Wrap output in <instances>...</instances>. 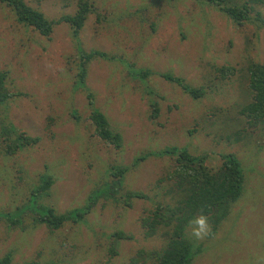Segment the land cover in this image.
<instances>
[{
  "label": "rangeland",
  "instance_id": "obj_1",
  "mask_svg": "<svg viewBox=\"0 0 264 264\" xmlns=\"http://www.w3.org/2000/svg\"><path fill=\"white\" fill-rule=\"evenodd\" d=\"M23 1L48 20L73 15L78 2ZM92 2L99 18L89 15L77 38L61 23L50 39L16 25L0 5V71L13 95L0 119L6 116L15 130L39 139L12 155L0 148V211L23 203L41 174L53 184L39 203L58 214L83 207L110 182L111 166L127 168L122 188L113 198L97 199L83 223H66L54 232L28 218L16 227L1 219L0 258L10 254L15 264H154L147 255L161 250L171 232L146 236L141 221L158 206L174 208L181 201L166 180L171 160L154 153L177 147L207 155L212 168L220 166L221 154H233L245 173L244 191L216 232L196 240L195 225L187 226L185 236L202 246L191 264H264V123L251 127L241 114L250 102L243 71L249 62H264V27L237 26L193 0ZM249 4L251 18L258 13L264 19V4ZM77 47L112 58L87 64L84 88L73 85ZM124 62L152 73L149 90L128 75ZM225 67L235 73L222 79L219 70ZM163 73L205 94L193 98L164 81ZM91 107L120 135L119 148L93 134ZM125 193L141 197L124 206ZM119 232L130 239L117 240Z\"/></svg>",
  "mask_w": 264,
  "mask_h": 264
},
{
  "label": "trees",
  "instance_id": "obj_2",
  "mask_svg": "<svg viewBox=\"0 0 264 264\" xmlns=\"http://www.w3.org/2000/svg\"><path fill=\"white\" fill-rule=\"evenodd\" d=\"M193 1L218 11L237 26L252 23L256 28L264 27V19L261 18L260 14L255 13V18H251L254 10L249 4V2L264 4V0H249V2L243 3L234 2L235 0ZM0 5L9 9L16 25L48 39H50L55 25L66 23L71 29V35L77 38L89 15L95 14L99 18L98 9L92 0H78L73 15H63L55 20H48L43 13L28 6L23 0H0ZM76 49L78 53L76 64L79 72L74 75L73 85L76 88H84L83 82L87 64L95 59L108 58V60H112V58L104 52L85 53L80 47ZM124 65L128 75L138 81L144 90H149L148 80L152 73L146 69H138L130 63L124 62ZM219 73L222 79H226L231 77L235 70L233 68L227 70L225 67L219 70ZM243 75L249 91L250 102L243 108L241 114L247 119L249 126L254 127L264 123V62H249L243 71ZM160 77L164 81L180 86L184 93L193 98H199L205 94L204 90L191 88L185 85L181 78L170 73L160 74ZM5 81V72L0 71V110H4L7 101L13 96L7 91ZM149 94H152V90L149 91ZM87 98L91 103L90 95ZM153 113L156 116V108H153ZM88 120L93 129V134L102 143L116 147V149L119 148L120 135L110 130L107 118L99 109L91 107ZM38 141V138H30L15 130L11 123H8L6 116L0 119V148L7 155H12L19 149L31 147ZM154 156H167L171 160L172 169L167 172L166 180L171 183L170 186L176 192L175 194H179L181 201L174 208L158 206L149 217L142 219L141 225L146 229V236H151L159 230L171 232L165 238V246L155 253H149L147 258L151 259L154 264H191L195 256L200 254L202 246L192 243L185 236L184 232L187 226L190 225V221L195 216L204 214L208 217V223L211 225V234L216 232L218 225L228 216L233 204L237 202L244 191L245 173L242 164L233 154H221L220 166L212 168L206 165L207 155L194 156L177 147L155 152ZM145 158L142 156L136 158L135 161H142ZM109 170L110 182H106L101 188L94 190L86 199L83 207L74 208L61 214L56 213L53 208L39 203L40 198L48 193V189L53 184L50 175L41 174L35 184L28 187L27 199L20 205L13 207L11 211H0V220L2 219L9 227H16L22 226L25 219L28 218L32 220L34 226L45 225L50 232L58 230L66 223H83L97 199L100 197L113 198L112 194L118 193L122 188V179L127 168L111 166ZM132 197H141V194L125 193L124 206L129 204ZM115 199L116 201L121 200L120 198ZM114 236L117 240L130 239V236L121 232L114 234ZM0 264L15 263L12 262L11 255L7 254L0 258Z\"/></svg>",
  "mask_w": 264,
  "mask_h": 264
},
{
  "label": "clouds",
  "instance_id": "obj_3",
  "mask_svg": "<svg viewBox=\"0 0 264 264\" xmlns=\"http://www.w3.org/2000/svg\"><path fill=\"white\" fill-rule=\"evenodd\" d=\"M190 224L195 225L191 230V236L196 240H203L211 233V226L208 223V217L204 214L195 217L190 221Z\"/></svg>",
  "mask_w": 264,
  "mask_h": 264
}]
</instances>
